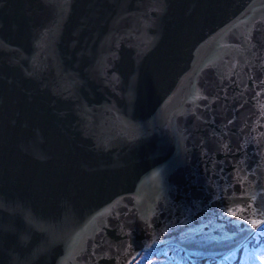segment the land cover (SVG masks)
Returning <instances> with one entry per match:
<instances>
[{
	"label": "water",
	"instance_id": "95a60500",
	"mask_svg": "<svg viewBox=\"0 0 264 264\" xmlns=\"http://www.w3.org/2000/svg\"><path fill=\"white\" fill-rule=\"evenodd\" d=\"M253 220L264 0H0V264L219 259Z\"/></svg>",
	"mask_w": 264,
	"mask_h": 264
},
{
	"label": "rangeland",
	"instance_id": "374dc122",
	"mask_svg": "<svg viewBox=\"0 0 264 264\" xmlns=\"http://www.w3.org/2000/svg\"><path fill=\"white\" fill-rule=\"evenodd\" d=\"M261 245L262 251L257 253L255 248ZM244 252V264H264V230L256 229L251 235V238L246 241V243L241 247ZM171 250V253L170 251ZM238 250V249H237ZM185 255V254H184ZM239 253H232L226 256L222 262L217 263L214 260H208L203 264H237ZM258 256L263 261L262 263H257L254 261L255 257ZM254 258V259H253ZM197 262L196 259L193 260V264L201 263ZM238 262V261H237ZM134 264H187L185 257H183V252L178 248H165L161 251H150L141 254L140 258Z\"/></svg>",
	"mask_w": 264,
	"mask_h": 264
},
{
	"label": "snow or ice",
	"instance_id": "6c2138e0",
	"mask_svg": "<svg viewBox=\"0 0 264 264\" xmlns=\"http://www.w3.org/2000/svg\"><path fill=\"white\" fill-rule=\"evenodd\" d=\"M232 215H236V213H232ZM252 228L258 229V230H264V220H253L250 221Z\"/></svg>",
	"mask_w": 264,
	"mask_h": 264
},
{
	"label": "bare ground",
	"instance_id": "6f19581e",
	"mask_svg": "<svg viewBox=\"0 0 264 264\" xmlns=\"http://www.w3.org/2000/svg\"><path fill=\"white\" fill-rule=\"evenodd\" d=\"M180 248V247H177V246H169L168 248ZM170 251V253H171V250H169ZM141 256V255H140ZM140 256L132 263V264H134L139 258H140Z\"/></svg>",
	"mask_w": 264,
	"mask_h": 264
},
{
	"label": "trees",
	"instance_id": "16d2710c",
	"mask_svg": "<svg viewBox=\"0 0 264 264\" xmlns=\"http://www.w3.org/2000/svg\"><path fill=\"white\" fill-rule=\"evenodd\" d=\"M178 249H180V248H178ZM181 250V249H180ZM182 251V250H181ZM183 252V251H182ZM183 257H185V255H184V253H183Z\"/></svg>",
	"mask_w": 264,
	"mask_h": 264
}]
</instances>
